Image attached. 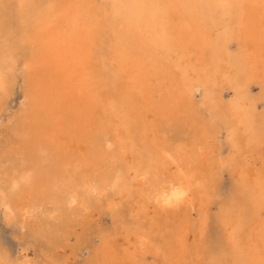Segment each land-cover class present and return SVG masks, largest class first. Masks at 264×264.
<instances>
[{
  "label": "bare ground",
  "instance_id": "obj_1",
  "mask_svg": "<svg viewBox=\"0 0 264 264\" xmlns=\"http://www.w3.org/2000/svg\"><path fill=\"white\" fill-rule=\"evenodd\" d=\"M0 234V264H264V0H0Z\"/></svg>",
  "mask_w": 264,
  "mask_h": 264
},
{
  "label": "rangeland",
  "instance_id": "obj_2",
  "mask_svg": "<svg viewBox=\"0 0 264 264\" xmlns=\"http://www.w3.org/2000/svg\"><path fill=\"white\" fill-rule=\"evenodd\" d=\"M1 229H2V231H3V230H4V226H2V228H1ZM2 231H1V234H2ZM7 232L10 234V232H9V231H6V233H7ZM6 233H5V235H6L7 241L9 242V244H10V245H12V246H13V244H15V243H16V242H15V240H14V239L11 237V235H9V234H6ZM1 234H0V235H1Z\"/></svg>",
  "mask_w": 264,
  "mask_h": 264
}]
</instances>
